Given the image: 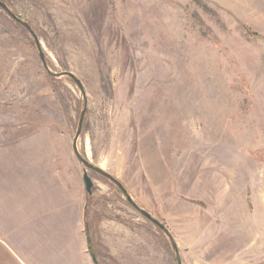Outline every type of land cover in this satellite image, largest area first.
<instances>
[{
  "label": "rangeland",
  "instance_id": "374dc122",
  "mask_svg": "<svg viewBox=\"0 0 264 264\" xmlns=\"http://www.w3.org/2000/svg\"><path fill=\"white\" fill-rule=\"evenodd\" d=\"M0 1L29 23L50 71L82 83L79 153L165 225L178 250L192 247L179 239V176L204 210L226 164L236 196L242 176L247 243L237 242L233 222L230 251L211 252L209 236L202 249L180 254L182 264H264V238L257 243L254 229L256 207L264 206V0H248L246 22L212 0ZM83 105L78 86L50 75L33 36L0 8V135L9 147L55 150L57 186L74 197L76 177L83 183L72 149ZM160 161L167 174L155 179L149 162ZM87 174L94 183L89 212L97 205L100 213L88 223L92 237L101 221L129 232L121 245L111 234L115 253L124 245L130 251L128 262L108 258L107 250L100 256L93 243L98 264H176L168 237L108 179ZM204 214L195 223L209 235L213 220ZM40 258L34 252L36 264ZM0 264H18L1 242Z\"/></svg>",
  "mask_w": 264,
  "mask_h": 264
},
{
  "label": "crops",
  "instance_id": "0c3cea01",
  "mask_svg": "<svg viewBox=\"0 0 264 264\" xmlns=\"http://www.w3.org/2000/svg\"><path fill=\"white\" fill-rule=\"evenodd\" d=\"M212 1L238 16L243 22L249 21L251 17L245 12L250 6L248 0ZM6 142L7 135H0V242L18 264H36L33 259L34 252L41 254L39 264H81V259L83 264H94L89 252V245L92 250L93 243L102 257V252L107 250L108 258L120 263L125 258H130V251L125 245L121 246L123 252L115 253L111 241V234H117L116 238L121 245L120 239H128V231L108 228L106 223L101 221L95 237H92L90 229L87 234L86 224L88 225L94 216L97 218L96 216L100 215L94 211L97 205H92L89 212L85 186L78 176L76 184L79 193L76 197L68 195L64 185L57 186V181L62 182V175H57L55 150L30 148L29 145L24 148L22 142L9 147ZM149 163L153 178L167 174L161 161L160 164L156 162L155 166ZM231 175L232 164L229 162L225 165L218 183L214 176V184L211 183L212 196L206 210L194 201L199 195L198 191L193 187L183 188L179 176V239L185 246H192L183 250L185 253L189 254L196 248L202 249L208 245V238L211 236V252L226 254L232 244L233 222L239 224L236 225L238 229H234L237 242L240 240L241 245L247 243L246 188L241 190V176L238 195L235 194L236 189L233 194ZM244 183L246 185V181ZM203 214L213 220L209 235L204 232L202 225L199 227L200 222L196 227L195 221H199ZM254 220V229L259 233L256 237L260 240L257 243H262L263 205H257ZM71 223H76V230L71 228ZM35 245L38 247L37 251L34 250ZM132 248L134 249L135 245ZM183 251L180 250L179 253L183 254ZM127 260L123 262H128Z\"/></svg>",
  "mask_w": 264,
  "mask_h": 264
},
{
  "label": "water",
  "instance_id": "95a60500",
  "mask_svg": "<svg viewBox=\"0 0 264 264\" xmlns=\"http://www.w3.org/2000/svg\"><path fill=\"white\" fill-rule=\"evenodd\" d=\"M0 8L2 10H4L12 19H14L17 23H19L20 25H22L32 36L34 39V43H35V47L37 50V53L39 55V58L42 62L43 67L49 72L50 75H54V76H67L69 77L80 89L82 95H83V99H84V105L83 108L79 114V118H78V123H77V129H76V133L75 136L73 138V143H72V149L73 152L75 154L76 159L83 165L84 167V172H83V183L85 186V190L86 193L88 195L92 194L93 191V187H94V183L93 180L91 179V177H89V175L87 174V171H93L99 175H101L102 177L108 179L112 184H114L119 191L122 193V195L125 197L126 201L131 205V207H133L135 210H137L146 220H148L149 222H151L153 225H155L159 230H161L169 239L172 249L174 251V256H175V260H176V264H182L181 262V258H180V253L177 247V244L175 243L173 237L171 236L169 230L167 229V227L165 225H163L162 223L159 222V220H157L156 218H154L150 213H148L146 210L141 209L140 207L137 206V204L133 201L131 195L129 194L128 190L123 186V184L118 181L117 179H115L114 177H112L111 175L107 174L106 172H104L103 170H101L100 168L94 166L93 164H91L89 162V160H87L85 157H83L77 148V141L80 137L81 131H82V126L84 123V119L86 116V112H87V104H86V98H85V90L84 87L82 85V83L80 82L79 79H77L73 74L69 73V72H63L61 74H56V73H52L46 63L45 60V55L41 49V46L39 44V41L35 35V33L33 32L31 26L29 25V23L24 22L19 16L13 14L9 8L7 7V5L0 1Z\"/></svg>",
  "mask_w": 264,
  "mask_h": 264
},
{
  "label": "trees",
  "instance_id": "16d2710c",
  "mask_svg": "<svg viewBox=\"0 0 264 264\" xmlns=\"http://www.w3.org/2000/svg\"><path fill=\"white\" fill-rule=\"evenodd\" d=\"M247 32H248L251 36L256 37V35H255L254 33H252L251 31H247ZM87 197H90V195L87 194ZM88 231H89V227H88V225L86 224V232H87V234H88ZM88 243H89V238H88ZM89 252H90V254H91V256H92V260H93L94 264H98L97 259H96V256H95V254L93 253V250L90 249V245H89Z\"/></svg>",
  "mask_w": 264,
  "mask_h": 264
}]
</instances>
